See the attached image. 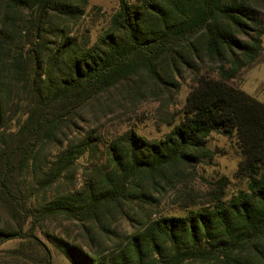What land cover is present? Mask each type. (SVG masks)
<instances>
[{
    "label": "trees",
    "instance_id": "trees-1",
    "mask_svg": "<svg viewBox=\"0 0 264 264\" xmlns=\"http://www.w3.org/2000/svg\"><path fill=\"white\" fill-rule=\"evenodd\" d=\"M88 3L0 0V264H54L42 237L72 264H264V102L234 84L263 55L264 0H120L96 39ZM187 81L164 138L93 128ZM214 133L240 158L231 197L227 176L188 190Z\"/></svg>",
    "mask_w": 264,
    "mask_h": 264
},
{
    "label": "rangeland",
    "instance_id": "rangeland-1",
    "mask_svg": "<svg viewBox=\"0 0 264 264\" xmlns=\"http://www.w3.org/2000/svg\"><path fill=\"white\" fill-rule=\"evenodd\" d=\"M119 2L120 0H89L88 5L85 7L82 23L79 25L81 33L91 35L93 39H96L108 25L112 14L118 9ZM234 84L264 102V51L258 63L246 68L234 80ZM190 90L191 84L190 81H187L175 97L174 103L167 106L164 103L150 100L140 105L136 110H123L120 107H115L108 110V115L106 110L104 111L100 107L101 110H96L99 113L95 114V123H92L94 125L93 128H99L98 132L103 134L104 140L116 128L127 129L130 127L151 140L164 138L182 118V111ZM104 146V144H101V160H104L102 158L103 151H105ZM208 146L216 152V156L212 160H206L198 167L197 179L190 182L191 185L188 190L202 193V190L204 191L206 188V182L227 176L232 182L228 189L229 197H231L237 189L244 187V185L234 180V173L240 160L234 148V143L230 138L214 133L209 140ZM93 161L94 159L87 155L80 159L78 164L82 169L89 167ZM42 238L51 248L54 264H72L60 250L47 242L44 237ZM13 245L14 243L7 244L1 249L10 248Z\"/></svg>",
    "mask_w": 264,
    "mask_h": 264
}]
</instances>
